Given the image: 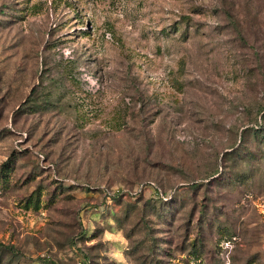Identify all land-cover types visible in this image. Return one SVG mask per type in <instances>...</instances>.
Masks as SVG:
<instances>
[{
  "label": "rangeland",
  "instance_id": "1",
  "mask_svg": "<svg viewBox=\"0 0 264 264\" xmlns=\"http://www.w3.org/2000/svg\"><path fill=\"white\" fill-rule=\"evenodd\" d=\"M262 122L264 0H0V264H264Z\"/></svg>",
  "mask_w": 264,
  "mask_h": 264
},
{
  "label": "trees",
  "instance_id": "2",
  "mask_svg": "<svg viewBox=\"0 0 264 264\" xmlns=\"http://www.w3.org/2000/svg\"><path fill=\"white\" fill-rule=\"evenodd\" d=\"M263 118V117H262ZM261 125L255 126V128L253 129V132H263L264 133V122L260 123ZM264 136V135H263ZM263 140V139H262ZM264 143V140H263ZM1 245V244H0Z\"/></svg>",
  "mask_w": 264,
  "mask_h": 264
}]
</instances>
